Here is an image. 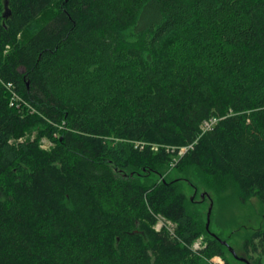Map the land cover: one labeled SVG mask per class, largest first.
I'll use <instances>...</instances> for the list:
<instances>
[{
	"label": "trees",
	"instance_id": "trees-1",
	"mask_svg": "<svg viewBox=\"0 0 264 264\" xmlns=\"http://www.w3.org/2000/svg\"><path fill=\"white\" fill-rule=\"evenodd\" d=\"M169 166L264 205V0H0V264H232Z\"/></svg>",
	"mask_w": 264,
	"mask_h": 264
},
{
	"label": "rangeland",
	"instance_id": "rangeland-1",
	"mask_svg": "<svg viewBox=\"0 0 264 264\" xmlns=\"http://www.w3.org/2000/svg\"><path fill=\"white\" fill-rule=\"evenodd\" d=\"M43 144L48 146V140H43ZM184 152L185 150H181V153ZM162 173V179L166 177L180 186L186 195L189 209L199 216L203 228L219 236L233 248L238 259L242 258V254L250 257L247 253V243L249 245L255 231L264 228V205L257 198L244 202L231 179H226L216 186L210 178L196 169L178 172L174 166H169L163 169ZM204 240L205 236L202 235L196 244H204ZM227 253L232 264H245L228 251Z\"/></svg>",
	"mask_w": 264,
	"mask_h": 264
},
{
	"label": "built area",
	"instance_id": "built-area-1",
	"mask_svg": "<svg viewBox=\"0 0 264 264\" xmlns=\"http://www.w3.org/2000/svg\"><path fill=\"white\" fill-rule=\"evenodd\" d=\"M14 97H16V96H14ZM208 126H209V124H207ZM162 226V224H159L158 225V228H160ZM203 246V244H201V243H198V244H196V247H198V248H200V247H202ZM215 260H219L218 262H216ZM212 262L214 263V264H223V260L221 259V258H219V257H217V258H214L213 260H212Z\"/></svg>",
	"mask_w": 264,
	"mask_h": 264
},
{
	"label": "water",
	"instance_id": "water-1",
	"mask_svg": "<svg viewBox=\"0 0 264 264\" xmlns=\"http://www.w3.org/2000/svg\"><path fill=\"white\" fill-rule=\"evenodd\" d=\"M208 224H209V221H208ZM207 228H209V225H207ZM224 244L227 245L226 242H224ZM229 249H230L231 253H232L236 258H238V256H236L235 251H234L232 248H229ZM240 260H242L243 262H245V263H247V264H250L247 260H245V259H243V258H240Z\"/></svg>",
	"mask_w": 264,
	"mask_h": 264
}]
</instances>
